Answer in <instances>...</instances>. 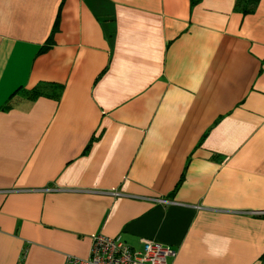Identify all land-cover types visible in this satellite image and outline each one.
Here are the masks:
<instances>
[{"label":"crops","instance_id":"0c3cea01","mask_svg":"<svg viewBox=\"0 0 264 264\" xmlns=\"http://www.w3.org/2000/svg\"><path fill=\"white\" fill-rule=\"evenodd\" d=\"M0 0V264L142 238L264 264V0Z\"/></svg>","mask_w":264,"mask_h":264},{"label":"built area","instance_id":"2783aa9c","mask_svg":"<svg viewBox=\"0 0 264 264\" xmlns=\"http://www.w3.org/2000/svg\"><path fill=\"white\" fill-rule=\"evenodd\" d=\"M143 249L131 248L121 236L99 234L94 237L88 258L69 255L66 264H169L175 250L156 240L141 239Z\"/></svg>","mask_w":264,"mask_h":264},{"label":"trees","instance_id":"16d2710c","mask_svg":"<svg viewBox=\"0 0 264 264\" xmlns=\"http://www.w3.org/2000/svg\"><path fill=\"white\" fill-rule=\"evenodd\" d=\"M195 1V0H193ZM241 2H246L245 7L243 8V11L246 13L251 12L254 10L256 4L259 2V0H241Z\"/></svg>","mask_w":264,"mask_h":264}]
</instances>
